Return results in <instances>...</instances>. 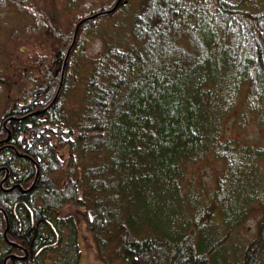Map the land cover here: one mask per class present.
<instances>
[{"label": "trees", "instance_id": "obj_1", "mask_svg": "<svg viewBox=\"0 0 264 264\" xmlns=\"http://www.w3.org/2000/svg\"><path fill=\"white\" fill-rule=\"evenodd\" d=\"M117 1L67 0L63 23L18 0L28 14L14 41L45 46L34 64L45 76L27 72L32 86L0 99V264L14 238L28 256L13 264H78L80 217L108 264H264V134L231 138L226 124L243 105L239 121L253 109L264 125V0H122L105 14L111 32L104 15L83 22L63 73L72 18ZM208 158L223 171L196 187L192 167ZM255 171L257 192L244 182ZM250 218L256 232L233 258Z\"/></svg>", "mask_w": 264, "mask_h": 264}, {"label": "rangeland", "instance_id": "obj_2", "mask_svg": "<svg viewBox=\"0 0 264 264\" xmlns=\"http://www.w3.org/2000/svg\"><path fill=\"white\" fill-rule=\"evenodd\" d=\"M28 1L35 4V6L32 7L34 11L37 13L42 11L44 12L50 11L51 9L55 8L56 10L63 13V20H62L64 21L63 23H65L68 20L69 14L65 11L67 0H28ZM133 3L136 5L137 0L134 1ZM17 4H18V0H9L0 7V52L6 50V54L0 57V71H1L0 77L4 78L5 83L9 82L8 87H0V91L3 90V93L1 92L0 99L3 100L4 104H6L5 98L10 102L18 100L17 97H15L12 100V97L14 96L12 92L19 91L23 86L26 89H29L32 86L31 82H29L27 85L21 84V81L24 79V76L27 77L26 75L27 72H29V76H35L40 79L45 76V73H40L39 70L34 69V64L37 61L35 57L39 53L45 52V46L43 45L39 46V44L37 43H35L34 45L32 42L30 44L27 42V40H25L23 45H25V43L27 42L26 47H21L20 45L17 44L16 41H14V38L16 37V32L22 31L21 27L18 24L20 18L19 17L20 12L28 14V12L24 11L26 10L24 9V7H20V6H19L20 8L16 7ZM119 4L117 5V7L119 6ZM115 6L110 10L98 12L90 16H87L83 19L88 18L87 20H89L104 15L102 16V18L98 20L100 22L99 26H103L104 28L103 31H105L106 33L111 32L113 28V22L112 20H109L108 18L110 17L106 16L105 14H108L114 11L115 9H117V7L115 8ZM79 18L81 19V15H79ZM72 19L74 21L73 23L74 29L76 27V31L79 32V28L83 23H81V25L79 24L83 19L81 21H79V19H76V17H73ZM8 31H9L8 36L10 37L9 40H7V37H3V35ZM77 35L76 38L74 37L75 42L73 39L74 44L72 42V45L69 49L70 51L77 42ZM5 45L7 46L5 47ZM101 45H102V40L99 37H93L87 42L86 46L84 47V50H86V53H88L89 56L95 57L100 52L99 50L101 48ZM70 51H68L69 53H66L67 55L64 58L63 73L66 69ZM30 56H34V58L28 60ZM238 110H239L238 112L243 111L244 110L243 105L242 107L238 106ZM262 111H264V109ZM238 112L236 111L232 114H229L226 117V124L229 126V131L227 132V134L231 138H244L249 141H254V140L257 142L260 141L262 135L264 134V125L260 124V121L263 119L261 113L259 114L254 112L253 109L252 110L248 109L244 113L243 120L239 121ZM3 116H4L3 109L0 108V126H2L3 122H5L3 120ZM8 130L11 129L10 128L7 129L6 126V130L4 131V133L7 135L5 137L7 138V140L10 137V133L8 132ZM223 167H224V163L215 158H208L206 160L196 163L192 167V173L194 175L193 180L195 182L196 187H198L199 182H203L204 184L208 185L210 188H213L216 184L217 177L223 171ZM260 170L261 172H263L264 175V162L262 163ZM244 182L247 184V186L254 184V192H257L262 189V178L257 176L256 171L254 172V176H251L250 178H245ZM67 210L75 211L76 213L78 212L82 214L81 207H74V208L67 207ZM254 217L259 218L260 214H257L255 212ZM256 218H250L246 226L242 229V232H239L235 235L231 247L229 249V251L234 252V254L232 255L233 258H236L237 256L238 257L241 256L242 249L249 241L251 235L253 233L255 234ZM86 226L87 225L85 224V221L80 217L79 218L80 255H79L78 264H108V262L112 259L105 258L107 255L106 252L97 251L95 242L93 240V236L89 231H87ZM2 247H4L3 244Z\"/></svg>", "mask_w": 264, "mask_h": 264}, {"label": "flooded vegetation", "instance_id": "obj_3", "mask_svg": "<svg viewBox=\"0 0 264 264\" xmlns=\"http://www.w3.org/2000/svg\"><path fill=\"white\" fill-rule=\"evenodd\" d=\"M9 146H5L4 148H7ZM8 178V173H7V177L5 179ZM1 210H3L1 207H0ZM10 246H14V249H12V252L11 254H7L6 258H5V261H7V264H13L17 261H21L22 259H25L27 258L28 255H25V254H21L20 252L22 251V249H20V245L17 241L16 238L13 239L12 242H10ZM27 252V250L25 251ZM16 260V261H15Z\"/></svg>", "mask_w": 264, "mask_h": 264}, {"label": "water", "instance_id": "obj_4", "mask_svg": "<svg viewBox=\"0 0 264 264\" xmlns=\"http://www.w3.org/2000/svg\"><path fill=\"white\" fill-rule=\"evenodd\" d=\"M121 0H119L118 2H117V4H116V6H115V8L117 7V5L119 4V2H120ZM114 8V9H115ZM88 19V18H87ZM87 19H83L81 22H80V24L79 25H81V23H83L85 20H87ZM77 33H78V31H76V33H75V38H76V35H77ZM75 38H74V42H75ZM74 42H73V44H74ZM70 51V50H69ZM69 53V52H68ZM62 84V83H61Z\"/></svg>", "mask_w": 264, "mask_h": 264}]
</instances>
